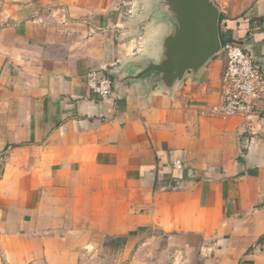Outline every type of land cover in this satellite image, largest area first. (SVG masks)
I'll list each match as a JSON object with an SVG mask.
<instances>
[{"label":"crops","instance_id":"0c3cea01","mask_svg":"<svg viewBox=\"0 0 264 264\" xmlns=\"http://www.w3.org/2000/svg\"><path fill=\"white\" fill-rule=\"evenodd\" d=\"M264 66V0H215ZM147 0H0V264H264V98L222 115L224 62L170 93L115 79L155 56Z\"/></svg>","mask_w":264,"mask_h":264},{"label":"water","instance_id":"95a60500","mask_svg":"<svg viewBox=\"0 0 264 264\" xmlns=\"http://www.w3.org/2000/svg\"><path fill=\"white\" fill-rule=\"evenodd\" d=\"M147 21L163 23L165 31L155 56L135 58L117 71L114 91L137 83L148 97L157 91L172 93L192 74L197 76L220 55V6L215 0H147Z\"/></svg>","mask_w":264,"mask_h":264},{"label":"built area","instance_id":"2783aa9c","mask_svg":"<svg viewBox=\"0 0 264 264\" xmlns=\"http://www.w3.org/2000/svg\"><path fill=\"white\" fill-rule=\"evenodd\" d=\"M224 68L221 75L222 115L256 114L264 98V66L243 45L230 41L222 44L220 55ZM88 85L103 98L114 94L113 80L97 71L88 73Z\"/></svg>","mask_w":264,"mask_h":264}]
</instances>
